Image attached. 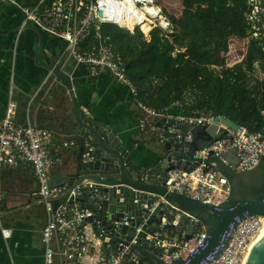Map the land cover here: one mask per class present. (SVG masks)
<instances>
[{"label": "built area", "instance_id": "obj_1", "mask_svg": "<svg viewBox=\"0 0 264 264\" xmlns=\"http://www.w3.org/2000/svg\"><path fill=\"white\" fill-rule=\"evenodd\" d=\"M5 1L14 4L23 13L25 26L32 25L64 41L66 46L61 58L64 65L73 62L76 67L85 66L93 78L108 74L116 82L127 86L142 113L139 118L140 131L152 135L162 144L165 143L164 129L152 121L153 118L160 117L162 112L138 100L140 92L128 76L125 61L116 52L110 38H104L101 32L104 25H115L112 19L119 15L133 16L132 5L139 9L146 5L156 6V0H41L33 7L23 6L16 0ZM243 1L247 6L244 18L248 27V36L244 40L248 44L255 42L264 53V0ZM125 4L128 7L123 9ZM93 35L96 42L91 51L81 52V44ZM245 57L243 55V59L235 64L243 62ZM258 69L255 65L254 70L246 72L249 79L254 76L252 72L255 73ZM231 71L234 73L235 68L231 67ZM52 81L49 76L42 86H48ZM56 81L55 79L53 83ZM17 108V104L11 102L5 116L0 118V177L6 169L23 166L32 169L40 185L39 195L44 199L46 214V223L42 230L44 264H56L57 257L60 264H125L127 261H137V254L130 247L122 250L104 247L91 226L85 225L86 220L93 216L90 210L79 204H71L70 198L65 202L54 201L63 189L51 188V171L64 163V150L79 149L78 140L70 138L57 142L54 132L38 126L33 118L25 125L17 124ZM174 108L178 109V104H174ZM261 115L264 119V109ZM166 117L195 127L214 126L217 121L227 118L214 111L202 115L194 113L190 117ZM227 129L229 132L222 140L194 155L195 161L200 163L194 171L187 173L176 169L168 173L166 188L170 192H177L210 205H220L227 200L230 194L228 180L206 163L211 154L216 153L221 157L225 153L236 152L240 160L237 171L254 168L264 159V130L252 132L242 126L237 131ZM192 138L193 134L189 133L188 139ZM83 157L89 160L91 154L85 153ZM84 187L93 188L94 185L88 183ZM80 189L81 186L77 187L73 195ZM169 215H175V212L172 211ZM166 221L165 218L159 226L160 230L149 235L148 239L167 263L179 260V257L186 259L206 238L203 228H197L191 240H186L184 236L169 235ZM263 227L264 217H250L240 221L229 245L213 264H243ZM10 234V231L4 230L5 237Z\"/></svg>", "mask_w": 264, "mask_h": 264}, {"label": "water", "instance_id": "obj_2", "mask_svg": "<svg viewBox=\"0 0 264 264\" xmlns=\"http://www.w3.org/2000/svg\"><path fill=\"white\" fill-rule=\"evenodd\" d=\"M50 69L66 86L72 102L71 111L60 114L63 132L79 143L72 170L51 179L52 189H63L54 201L70 198L71 204L90 210L93 216L85 225L91 226L104 247H130L137 254V261L125 264H213L229 245L240 221L264 217V159L254 168L237 171L240 160L236 152L221 157L211 154L206 163L224 176L230 186L229 197L220 205L206 204L166 188L170 171H194L200 165L194 155L222 140L229 132L227 128L240 129L238 123L225 118L214 126L195 127L164 119L158 124L165 131L162 159L153 167L140 168L112 127L80 108L69 74L59 67ZM38 102L35 98L34 103ZM189 133L193 134L192 139H188ZM85 153H90L91 159H84ZM88 183L94 187H84ZM79 186L81 189L73 195ZM38 196L36 200L43 199ZM172 211L175 215H169ZM165 218L169 235L176 231L178 236L191 240L197 228L205 230L206 238L186 259L165 262L148 239L160 230ZM244 264H264V233L257 238Z\"/></svg>", "mask_w": 264, "mask_h": 264}, {"label": "crops", "instance_id": "obj_3", "mask_svg": "<svg viewBox=\"0 0 264 264\" xmlns=\"http://www.w3.org/2000/svg\"><path fill=\"white\" fill-rule=\"evenodd\" d=\"M64 48L60 38L32 25L25 26V17L18 7L0 0V118L5 116L10 103L15 102L17 124L25 125L33 118L38 126L54 131L57 142L74 138L64 134L60 118L62 111H71L72 102L66 86L50 69L59 67L72 78L80 108L112 127L140 168L157 165L164 154L163 144L140 131L142 113L130 89L108 74L93 78L73 62L64 65L61 61ZM49 76L56 83L52 81L43 87ZM35 98L40 102L34 103ZM174 112L163 111L152 121L159 124L166 116L180 117ZM76 157L77 149L64 150V163L51 171V179L72 170ZM37 188L38 181L28 166L1 173L0 264L45 262L42 230L46 214L44 200H36ZM4 230L11 232L9 237L4 236ZM173 236H178L176 231ZM56 264H60L59 257Z\"/></svg>", "mask_w": 264, "mask_h": 264}, {"label": "trees", "instance_id": "obj_4", "mask_svg": "<svg viewBox=\"0 0 264 264\" xmlns=\"http://www.w3.org/2000/svg\"><path fill=\"white\" fill-rule=\"evenodd\" d=\"M40 1L16 0L17 3L26 7L36 6ZM184 1L187 4H199L201 13L194 14L187 19L182 35L171 38L154 34L152 43H144L141 48H138L135 43L136 37L129 33L125 34L123 29L117 27V25L106 24L101 31L104 38H110L116 52L125 61L128 76L139 89L140 96L138 100L158 112L170 109L175 101L173 96L176 93H182L190 84L194 86L202 84L204 80L202 76L196 75L193 77L188 72L186 64L190 58L202 61L204 58L211 56L217 36L221 33L224 34L225 31L243 40L248 36V27L244 18L247 6L243 0ZM209 5H212L218 11H224L229 18V22L224 25L212 21L210 13L206 11ZM202 6L207 7L203 8ZM147 23L148 21L141 27H135L149 34L155 25L149 29H144L147 27ZM137 32L138 35L142 36L139 30ZM95 42L93 35L81 44V52L91 51ZM245 59V63L247 62L250 68L249 72H251L255 69L256 63L264 60V53L255 42H250ZM80 68L86 70L85 66H80ZM237 79L239 83L234 85L231 101L226 109L213 110L210 109V103L203 104L199 101L192 107V109H197L196 111L186 107L184 109L185 113L177 112L176 114L190 117L194 113L202 115L208 111H214L216 114L223 115L252 132L263 131L264 119L261 111L264 109V92L261 97L262 108L259 109L258 101L253 99L254 94L250 93L249 89L243 88L245 82L249 80L247 73L238 72ZM152 80L163 81V85H159L157 91L154 92L151 88ZM229 82L228 80L226 85H229ZM258 85H262L263 89L264 82L257 81L255 86ZM203 92L205 93V99H210L215 93V87H212L209 83L203 88Z\"/></svg>", "mask_w": 264, "mask_h": 264}, {"label": "rangeland", "instance_id": "obj_5", "mask_svg": "<svg viewBox=\"0 0 264 264\" xmlns=\"http://www.w3.org/2000/svg\"><path fill=\"white\" fill-rule=\"evenodd\" d=\"M156 7L161 10L165 19L164 22L171 26L164 27L154 16L146 15L145 20L147 18L149 20L147 19V27L144 29H149L155 25L153 26L151 33L146 34L142 32L141 29L135 27L137 25L128 28L130 30L122 28L125 34L129 33L136 37L135 43L138 48H141L144 43H152V36L154 34L171 38L177 35H182L187 19L194 14L201 13L199 4H187L184 0H156ZM206 11L210 13L212 21H217L219 24L224 25L229 22V18L226 16L225 12L218 11L212 5H209L206 8ZM137 30L141 32L142 36L138 35ZM248 50L249 44L238 36L230 34L228 31H225L224 34H219L215 41L214 50L211 56L204 58L202 61L194 58H190L187 61L186 67L188 72L193 77L196 75L202 76L204 79L202 84L196 85L197 87L190 84L186 90L182 91V93H176L173 97L175 98L174 104H178V109L174 108V104L170 109L176 112L185 113L184 109L187 107L192 111H196L197 109H192V107L199 101L203 104L210 103V109L213 110L226 109L231 101L233 87L236 83H239L237 82V73L250 70L247 62L245 63L246 59L239 64H235L243 59V55L246 56L248 54ZM256 65L259 68L258 71L256 70L255 73L252 72L254 76L245 82L243 88L249 89L251 91L250 93L254 94L253 99L258 101V107L261 109V97L264 92V87L262 89V85H255L257 81L264 82V60L259 61ZM231 67L235 68L234 73L231 71ZM260 73H262V75ZM228 80L230 81L229 85H226ZM151 83L152 92L157 91L159 85H163V81L161 80H152ZM209 83H211L212 87H215V93L210 99H205L203 88ZM222 86L223 88L221 89ZM176 112L174 113L176 114Z\"/></svg>", "mask_w": 264, "mask_h": 264}, {"label": "bare ground", "instance_id": "obj_6", "mask_svg": "<svg viewBox=\"0 0 264 264\" xmlns=\"http://www.w3.org/2000/svg\"><path fill=\"white\" fill-rule=\"evenodd\" d=\"M126 7H128V5H123V9H126ZM132 8L134 9V15L133 16H129V17H125L124 14H121L119 15L118 17L112 19L113 20V23L121 28H126L127 30H130L128 28H132L134 25H137V26H143L144 23L146 22V19L145 20V16L146 15H152L155 17V19L158 21V22H161L162 26L164 27H169L171 25L167 24L166 22H164V17L162 15V12L159 8H157L156 6H149V5H146V6H143L141 9L137 8L136 6L132 5ZM163 29V28H162ZM168 30V29H166ZM264 233V227L262 229V232L261 234ZM260 234V235H261ZM259 235V236H260ZM257 241V240H256ZM256 241L251 245V250H250V253L251 251L253 250V248L255 247L256 245ZM249 253V254H250ZM247 259V258H246ZM246 261V260H245ZM244 261V262H245ZM244 264V263H243Z\"/></svg>", "mask_w": 264, "mask_h": 264}]
</instances>
